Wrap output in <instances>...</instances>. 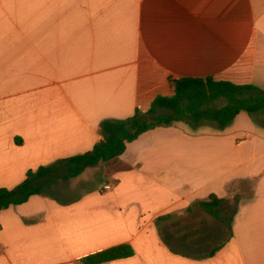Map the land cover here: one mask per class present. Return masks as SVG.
Wrapping results in <instances>:
<instances>
[{"label":"crops","instance_id":"1","mask_svg":"<svg viewBox=\"0 0 264 264\" xmlns=\"http://www.w3.org/2000/svg\"><path fill=\"white\" fill-rule=\"evenodd\" d=\"M207 76L264 89V0H0V187L90 150L102 119L146 110L171 79ZM261 114L155 127L1 209L0 264H84L120 244L133 254L101 264H264ZM235 193L226 237L192 254L178 220Z\"/></svg>","mask_w":264,"mask_h":264},{"label":"trees","instance_id":"2","mask_svg":"<svg viewBox=\"0 0 264 264\" xmlns=\"http://www.w3.org/2000/svg\"><path fill=\"white\" fill-rule=\"evenodd\" d=\"M170 84L172 94L157 95L146 110L136 108L128 117L102 119L97 127L98 140L90 150L56 159L47 165L38 166L35 170L29 169L24 179L14 187H0V210L9 205L20 204L31 195L45 193L53 183L75 178L89 166L117 158L128 142L155 127L181 121L191 127L212 122L222 129L240 111L249 115L264 111V89L252 84H235L226 80H215L210 76L180 77L171 79ZM231 198L211 195L208 200H198L192 206L226 221L230 229L241 195L235 193ZM190 209L191 207L187 208ZM228 212L230 215L227 217ZM214 251L215 249L210 254ZM132 254L130 245L120 244L90 254L82 262L101 264Z\"/></svg>","mask_w":264,"mask_h":264},{"label":"rangeland","instance_id":"3","mask_svg":"<svg viewBox=\"0 0 264 264\" xmlns=\"http://www.w3.org/2000/svg\"><path fill=\"white\" fill-rule=\"evenodd\" d=\"M258 116L260 122L264 120V115ZM88 183H79L77 190L86 189ZM229 215L230 212H228L227 217ZM178 223V225L184 227L188 235L187 237L196 245H191V253L195 256L207 253L216 243L221 242L229 232L226 221L223 222L213 218L199 208H194L186 216L181 217Z\"/></svg>","mask_w":264,"mask_h":264},{"label":"built area","instance_id":"4","mask_svg":"<svg viewBox=\"0 0 264 264\" xmlns=\"http://www.w3.org/2000/svg\"><path fill=\"white\" fill-rule=\"evenodd\" d=\"M109 188V185H105L104 187H103V189H108Z\"/></svg>","mask_w":264,"mask_h":264}]
</instances>
